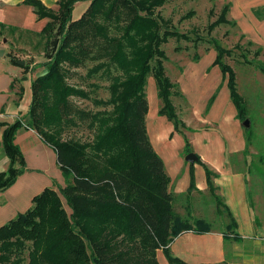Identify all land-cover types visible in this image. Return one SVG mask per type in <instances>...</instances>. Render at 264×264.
<instances>
[{"label": "trees", "instance_id": "trees-1", "mask_svg": "<svg viewBox=\"0 0 264 264\" xmlns=\"http://www.w3.org/2000/svg\"><path fill=\"white\" fill-rule=\"evenodd\" d=\"M80 1L86 0H58L56 11L38 0L22 2L33 8L37 20L47 19L40 31L47 57L41 67L46 71L31 82L25 119L0 123L4 127L1 146L10 160L8 169L0 173V190L11 186L24 170L23 165L19 169L15 166L17 162L22 164L20 150L14 144L21 127L35 131L55 151L66 184L58 191L44 190L32 199L26 212L0 227V264H159V250L168 264H186L171 255L169 245L189 231H219L225 242L241 243L235 233V219L213 183L215 174L207 167L208 195L196 190L190 168V183L181 195L182 210L176 213L173 194L168 190L170 178L146 132L145 87L149 77L161 103L158 115L166 117L175 131L179 126L187 129L171 99L180 92L174 90L163 65L162 46L179 37L158 11L171 0H87L88 7L74 20L72 11ZM228 8L222 7L209 30L230 23L226 18ZM193 14L189 11L183 18ZM215 51L212 66H218L226 80L236 119L242 122L249 116V108L238 92L235 72L222 62L227 51L218 46ZM197 58L194 55L193 60ZM12 61L17 63L14 58ZM89 62L95 65L86 76L100 73L110 81L109 98L96 102L104 109L95 113L72 104L71 98L88 99L89 93L68 83L75 76L74 70ZM214 98L215 93L206 110ZM77 122H85L93 130L91 141L63 139L65 129ZM244 137L246 145L253 143L252 127L244 128ZM183 150L186 154L192 151L185 137ZM253 171L261 181L264 197L263 154L247 163V173ZM253 198V191H248L249 205L255 213ZM191 199L196 218L190 213ZM208 200L210 206L215 205L216 217L228 220L224 231L199 218ZM254 223L256 227L264 224V212L262 217L255 213Z\"/></svg>", "mask_w": 264, "mask_h": 264}, {"label": "crops", "instance_id": "crops-1", "mask_svg": "<svg viewBox=\"0 0 264 264\" xmlns=\"http://www.w3.org/2000/svg\"><path fill=\"white\" fill-rule=\"evenodd\" d=\"M23 1L0 0V23L11 31H16V34L19 31L22 32L21 36L17 35L15 40L10 37L5 38L4 43L7 41L6 45L12 49L13 58L17 62L22 61L24 65L26 64L29 67L27 70V68H23L24 65H18L20 69L14 74L0 73V123L6 124H12L16 119H25L31 100V82L46 71L44 67H41V63H45L47 57L45 56V39L40 35V31L47 21L37 20L33 8L23 5ZM38 1L48 9L53 11L58 9V0ZM211 1L225 2L224 6L228 5L229 7L227 14L230 21L240 28L243 35L251 38L249 33H253L256 40H251L264 48V44H262L264 43V0ZM88 4L89 1L87 0L76 2L72 11V18L74 20L78 19L86 10ZM231 14L233 17H230ZM2 40L3 38L0 43H2ZM0 49H3L1 45ZM4 54L5 50L3 49ZM36 55L44 59V62L37 63L34 61L38 58ZM31 60H33V64H31ZM213 61L206 69V75L208 77L212 72L217 80L213 81L206 90L210 93L209 99L214 93L215 98L207 110L206 106L203 116L199 117L201 120L199 122L203 125V129L198 127L191 128L182 121L187 130L190 131V134L195 135L194 138L196 139L194 142L188 137L190 139L188 143L195 151L192 153L197 155L199 162L189 165L183 163L176 166L174 164L176 159L175 150L170 148L167 152H161L166 173L170 178L168 190L170 191L174 183L177 182V192L175 194H185L190 183V168H192L196 190L206 195L207 185L204 168L207 167L215 174L213 183L217 188V193L221 196L235 219V233L241 237V244L249 241L255 242L260 238L264 239V224L260 227L255 226V213L250 208L247 198V161L241 155V162H234L235 158L244 152L246 143L244 132L239 133L237 130L238 120L236 119L235 108L229 99L226 80L223 79L219 67L212 66ZM29 73L30 76H28ZM20 76L24 80L19 82V87H17V78ZM12 83L13 86H11ZM21 87L23 90L21 97H19L18 93H20L19 89ZM9 93H14L11 99ZM181 98L185 99L187 105L190 103L182 93ZM9 101L10 105L7 107ZM3 109L11 112L5 113ZM158 110L157 116L159 118H156L155 121H157L159 126L163 122L167 124L166 131L163 132L160 127L155 126L151 122L147 126L145 122L146 132L154 150L163 143L165 145L169 142L174 144L177 141L176 136L181 134L174 130L172 123L166 117L158 115ZM215 114L217 118L213 116ZM211 118L214 119L212 120ZM226 123L233 129L230 133L226 132L224 125ZM209 125H213L216 128L215 131L207 130L206 127ZM3 131L4 127L0 126V173L5 172L10 164V160L1 146ZM184 137L182 149H184ZM14 144L20 150L22 156V164L17 162L15 166L19 169L23 165L24 170L16 177L15 182L11 186L0 190V227L6 225L17 215L26 212L32 206V199L44 190L52 189L58 191L59 188L64 187L66 184L58 166L55 151L45 144L35 131L27 130L23 127L19 128L15 133ZM167 147L169 146L166 145ZM178 156L181 158V154H178ZM180 173L184 174L182 182L176 180ZM171 176L175 177V179ZM241 244L239 243V245ZM239 245L233 243V250H236ZM169 250L171 255L186 264H224L226 261L224 239L219 231L204 234H196L191 231L183 232L171 242ZM164 258L162 251L159 250L157 252L158 263L160 264L163 260L165 264H168L167 260H165L166 258Z\"/></svg>", "mask_w": 264, "mask_h": 264}, {"label": "rangeland", "instance_id": "rangeland-1", "mask_svg": "<svg viewBox=\"0 0 264 264\" xmlns=\"http://www.w3.org/2000/svg\"><path fill=\"white\" fill-rule=\"evenodd\" d=\"M224 3L225 2H214L211 0H171L162 8L158 9L160 16L170 21V29L176 31L179 35V37L169 39L168 42L162 46L165 53L163 65L166 75L176 87L174 90L177 92L181 91V93L190 101L187 105L185 99L181 98V93L179 96L173 94L171 99L175 106L178 118L191 128L198 127L203 129L199 117L203 116L202 114H204L203 112L210 97V93L206 89H208V86L211 85L213 81L217 80L212 72L207 77L206 69L216 55L215 46L221 47L227 51V54L222 58V62L230 66L235 72L238 92L243 96L249 108V116L245 120L249 121V127H252L254 134L253 143L249 144V146L245 143V155L244 152H242L239 157L235 158L234 162L240 163L242 155L248 163L251 160L255 161L258 155H264V48L254 42L256 39L253 36V33H249L251 38L243 35L240 28L236 27L230 21L228 14L226 18L230 22L229 24L222 23L216 28L209 30V25L215 22L220 16ZM189 11H193L194 14L190 17L183 18ZM230 17H233V15L231 14ZM42 20L47 21V19ZM21 34L22 32L20 31L16 34V31H11L4 26L0 27V41L3 38L0 45L5 50L4 55L0 54L1 74H14L20 69L18 64L12 61V49L8 48V45H6L7 41L4 43V39L10 37L15 40L16 36H21ZM183 36L184 38H182ZM3 49H0V51H3ZM194 55L198 56L197 61L193 60ZM36 56L38 58L34 61L37 63L44 62V59L39 55ZM32 61L33 60H31V62ZM31 64H33V62ZM93 65H95L94 62H89L85 67L74 70L73 73L75 76L68 80L69 84L82 88L89 93L88 99L71 98L72 104L75 107L89 113L102 111L104 109L103 106L97 105L96 102L100 100L104 101L109 98L108 86L110 81L107 75L101 76L100 73H97L90 78L86 76L87 70ZM28 69L29 67H27V70ZM28 76H30V73ZM21 77L22 76L17 78V87H19V82L23 81V78ZM145 93L148 101V114L145 117L146 125L148 126L151 122L152 124H155V126L160 127V130L163 132L166 131L167 124L163 122V124L159 126L157 121H155L156 118H159V116H157V110L161 107V103L157 98L155 83L151 77L147 80ZM19 94L20 93H18V95ZM9 95L11 99V96H13L14 93H9ZM9 105L10 101L7 107ZM3 110L5 113L11 112L7 109ZM213 116L217 118L216 114ZM242 122L238 121L237 124V130L239 133L244 132ZM77 123L76 126H71L65 129L63 139L79 140L81 142L91 141L94 135L93 130L88 129L85 122ZM224 125L227 133H230L231 130H233L228 123ZM206 129L215 131L216 128L213 127V125H209ZM177 132L185 136L189 142L190 139L192 142L196 139L194 138L195 135H192V133L190 134V131L181 126H179ZM181 134L176 136L177 141L174 144L167 142L168 144L166 145L169 147L166 148V145L163 143L155 149L156 153L161 158V152H167L170 148L175 150L176 153L174 154L176 155V159L174 164H176V166L183 163L189 165L184 160L186 152L182 149L183 136ZM188 137H190V139ZM191 150V152H195L192 147ZM178 154H181V158H179ZM183 176L184 174H178L176 180L182 182V180H184ZM172 178L175 179V177ZM247 178L248 191L251 190L254 193L253 200L255 201L256 206L255 213L259 217H262V213L264 212V197L261 194V181L254 175V171L252 173H247ZM176 184L177 182L174 183L170 192L172 194L174 192L173 207L176 213H180L182 210L180 209L182 208V196L175 194V192H177ZM189 202L190 213H192L193 218H196L198 215L194 213L196 208L193 205V200L191 199ZM64 208L70 213V210L65 204ZM202 209V217L199 218L210 222L213 228L217 230H225L223 225H225V223L227 224L228 220L225 216L216 217L214 214V203L210 206V201L208 200L205 207ZM233 243V241L225 242L224 240L226 254V261L224 264H264L263 238H260L255 242L249 241L244 244H241V242V245L236 243L239 245L236 250H233L232 248ZM160 264L165 263L162 260Z\"/></svg>", "mask_w": 264, "mask_h": 264}, {"label": "water", "instance_id": "water-1", "mask_svg": "<svg viewBox=\"0 0 264 264\" xmlns=\"http://www.w3.org/2000/svg\"><path fill=\"white\" fill-rule=\"evenodd\" d=\"M0 54L3 55V51H0ZM17 64H18L19 66H23V65H24V62H22V61H18ZM249 124H250V123H249L248 120H244V121L242 122V127L245 128V129H247V128H249ZM184 160H185V162H187L188 164H194V163H196V162L198 161V157H197L196 154H194V153L191 152V153H188V154L185 156Z\"/></svg>", "mask_w": 264, "mask_h": 264}]
</instances>
